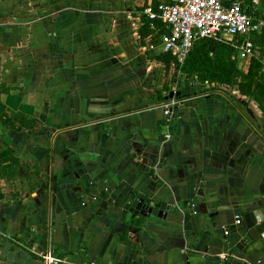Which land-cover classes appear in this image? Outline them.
<instances>
[{
    "label": "crops",
    "instance_id": "obj_1",
    "mask_svg": "<svg viewBox=\"0 0 264 264\" xmlns=\"http://www.w3.org/2000/svg\"><path fill=\"white\" fill-rule=\"evenodd\" d=\"M161 1L0 0V160L19 159L0 178V264H264V76L247 96L155 59L141 15ZM226 40L245 73L264 62ZM134 197L161 216L132 217Z\"/></svg>",
    "mask_w": 264,
    "mask_h": 264
},
{
    "label": "built area",
    "instance_id": "obj_2",
    "mask_svg": "<svg viewBox=\"0 0 264 264\" xmlns=\"http://www.w3.org/2000/svg\"><path fill=\"white\" fill-rule=\"evenodd\" d=\"M158 8V13H148L152 18H160L167 27V32L160 36L161 45L180 63H184L195 42L203 37L226 40L227 35H232L235 41H241L240 49L251 51L252 33L263 29L262 23L240 0H162ZM178 104L179 100L174 97L160 104L165 113L166 140L172 136V114ZM240 223L241 217L237 216L236 224ZM225 233H230L229 229ZM44 257L47 264L61 263L52 252H47ZM83 264L103 263L86 261Z\"/></svg>",
    "mask_w": 264,
    "mask_h": 264
},
{
    "label": "trees",
    "instance_id": "obj_3",
    "mask_svg": "<svg viewBox=\"0 0 264 264\" xmlns=\"http://www.w3.org/2000/svg\"><path fill=\"white\" fill-rule=\"evenodd\" d=\"M240 1L243 2L247 11L254 14L258 20L255 10V0ZM156 5L157 3L153 6L155 11H157ZM144 9L142 8V25L140 27V36L143 43L147 37L157 38L168 30L159 18H151L144 12ZM251 39L257 44L264 46V31L261 33L254 31ZM236 53V44L233 42L215 37H203L195 42L184 63L178 62L172 53L166 51H160L154 58L165 63L167 66L174 61L176 68L189 78H197L210 86L213 83L228 85L231 88H236L242 95L250 96L255 80L264 76V62L262 61V57L253 56L250 69L248 73H245L237 65V60L234 58ZM1 107H3L2 103H0ZM1 120L12 130V123L7 113L1 115ZM27 133L30 134L31 131ZM5 161L10 163L7 165ZM5 161L0 160V178L15 176L17 172L15 165L18 166L19 159L11 156Z\"/></svg>",
    "mask_w": 264,
    "mask_h": 264
},
{
    "label": "water",
    "instance_id": "obj_4",
    "mask_svg": "<svg viewBox=\"0 0 264 264\" xmlns=\"http://www.w3.org/2000/svg\"><path fill=\"white\" fill-rule=\"evenodd\" d=\"M173 96V95H172ZM141 146L140 142L135 143V147L139 150ZM200 195H203L202 189L199 191ZM131 207L129 209V213L132 217L137 215H142L144 217H148L151 215L161 216L162 209L159 203L152 204L148 202L144 197H134L130 199Z\"/></svg>",
    "mask_w": 264,
    "mask_h": 264
}]
</instances>
